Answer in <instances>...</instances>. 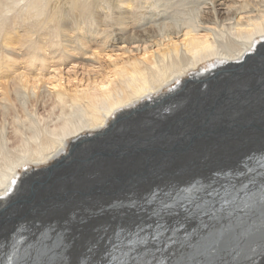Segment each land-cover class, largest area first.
<instances>
[{"label": "bare ground", "instance_id": "6f19581e", "mask_svg": "<svg viewBox=\"0 0 264 264\" xmlns=\"http://www.w3.org/2000/svg\"><path fill=\"white\" fill-rule=\"evenodd\" d=\"M166 2L162 35L118 34L108 49L87 36L91 50L38 78L0 74V264H109L117 226L152 222L156 204L140 208L148 193L186 195L264 151V0ZM195 136L189 151L165 154ZM173 210L169 220L185 215ZM220 217L202 228L192 216L183 231L192 242L209 231L239 237V264H264L261 205ZM189 251L173 244L164 255ZM234 255L197 260L235 264Z\"/></svg>", "mask_w": 264, "mask_h": 264}, {"label": "clouds", "instance_id": "9594fccd", "mask_svg": "<svg viewBox=\"0 0 264 264\" xmlns=\"http://www.w3.org/2000/svg\"><path fill=\"white\" fill-rule=\"evenodd\" d=\"M168 8L166 0H0V74L38 78L49 65L77 56V49L91 50L87 36L108 49L118 34L162 35L158 22ZM147 13L156 14L150 23Z\"/></svg>", "mask_w": 264, "mask_h": 264}, {"label": "snow or ice", "instance_id": "6c2138e0", "mask_svg": "<svg viewBox=\"0 0 264 264\" xmlns=\"http://www.w3.org/2000/svg\"><path fill=\"white\" fill-rule=\"evenodd\" d=\"M216 175L220 179H213L207 183L196 180L186 195L181 196L178 193L172 199H169L172 196L171 192L153 190L148 193L140 204V208L143 210L145 204H156L149 213V219L152 222L147 224L141 222L131 228L117 226L110 241L112 247L109 253L111 256L109 264H153V261L155 264H199L198 257L210 258L223 252L235 253L232 259L235 264H239L243 254L239 237H227L223 232L209 231L192 242L193 233L185 232L183 229L192 216L201 220L202 228H208L209 224L204 222V217H208L209 222L215 221L221 218V213L231 216L236 209L255 208L257 204L261 205V212L264 214V182L258 191L249 190V185L255 184L258 176L264 177V151L253 152L247 156L240 162L235 172L229 170ZM245 175H249L248 181L237 184V179ZM15 183L13 179L12 184ZM137 203L132 200L127 206L135 208ZM120 206L123 205H114V207ZM177 208H182L185 215L182 219L169 220V217L179 215L178 211L173 210ZM149 239L156 247H145L144 251L138 252L141 246L148 244ZM161 244L163 247L159 246ZM173 244H178L181 249L186 247L191 251L181 252L179 257L172 260L164 253ZM157 253L160 255L158 256ZM149 256V259H145ZM81 264H86V261L82 260Z\"/></svg>", "mask_w": 264, "mask_h": 264}, {"label": "water", "instance_id": "95a60500", "mask_svg": "<svg viewBox=\"0 0 264 264\" xmlns=\"http://www.w3.org/2000/svg\"><path fill=\"white\" fill-rule=\"evenodd\" d=\"M195 134V133H194ZM169 135H166V137H168ZM197 136H195V137H192V139H191V141L190 142H188V144H187V146L184 144V145H182V144H180V142H172L171 141V143H169V144H165L166 146L164 147V151H165V154H175V153H178V152H184V151H189V149L191 148V146H193V143L197 140ZM152 139H154V138H152ZM152 139H149V140H147L146 142H145V146L148 144V143H150L151 142V140ZM222 138H218V139H216V141L217 142H221V143H223L224 141L223 140H221ZM225 140V139H224ZM216 142V143H217ZM215 143V144H216Z\"/></svg>", "mask_w": 264, "mask_h": 264}]
</instances>
